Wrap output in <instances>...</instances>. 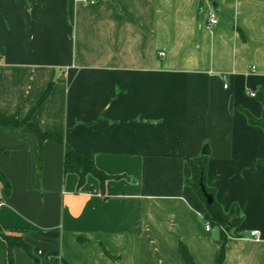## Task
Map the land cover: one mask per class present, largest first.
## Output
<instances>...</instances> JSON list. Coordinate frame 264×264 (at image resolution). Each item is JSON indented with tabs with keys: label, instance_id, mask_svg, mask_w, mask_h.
<instances>
[{
	"label": "crops",
	"instance_id": "0c3cea01",
	"mask_svg": "<svg viewBox=\"0 0 264 264\" xmlns=\"http://www.w3.org/2000/svg\"><path fill=\"white\" fill-rule=\"evenodd\" d=\"M263 94L264 0H0V116L63 138L0 124V230L30 248L11 262L0 235V264H187L181 245L264 264V127L246 115ZM206 144V184L241 218L225 235L188 183ZM65 145L111 178L80 185Z\"/></svg>",
	"mask_w": 264,
	"mask_h": 264
},
{
	"label": "trees",
	"instance_id": "16d2710c",
	"mask_svg": "<svg viewBox=\"0 0 264 264\" xmlns=\"http://www.w3.org/2000/svg\"><path fill=\"white\" fill-rule=\"evenodd\" d=\"M261 101L264 106V94L261 96ZM249 121L252 124L261 125L264 127V109L263 116L260 119L255 118L250 113H246ZM0 124L7 126H27L34 128L39 135L40 141L43 142L46 139H50L55 142L63 143L62 136L55 135H46L43 133L39 126L31 122V119L21 120L19 118H6L4 116H0ZM203 160L200 165L194 164L190 161V166L192 169V178L188 181V183L192 186L195 192L203 199V201L207 205V212L204 215V220L209 221L212 227H220L225 235V231L228 230L231 226L235 225L240 221V217L233 218L235 210L230 214L225 213L221 205L215 198V192L213 189L209 188L206 184V159L207 156L204 155ZM64 171L65 173H75L79 176V184L83 185L85 183L86 176L92 174L96 176L101 184L104 185L107 179L111 178L110 175H107L102 170H100L95 164V155L91 151H76L72 149L69 145H65V153H64ZM0 182L7 189L10 190V185L5 178V176L0 171ZM202 184L205 186V189L208 193H211L214 197V202L210 205L207 204L204 192L202 190ZM0 235L7 241L9 246V257L12 262V251L14 247H21L25 251L30 252L29 246L25 243L22 235H17L14 233H6L0 230ZM180 252L187 264H195L192 256L184 245H181ZM221 253L220 258L217 261V264H222L223 262V253Z\"/></svg>",
	"mask_w": 264,
	"mask_h": 264
},
{
	"label": "built area",
	"instance_id": "2783aa9c",
	"mask_svg": "<svg viewBox=\"0 0 264 264\" xmlns=\"http://www.w3.org/2000/svg\"><path fill=\"white\" fill-rule=\"evenodd\" d=\"M83 1L85 3H89V2L94 3L96 0H83ZM218 22H219V19H218L216 13H214V12L210 13L209 18H208V22H207V29L213 30L214 27L218 24ZM160 55L163 56L164 53L161 52ZM252 95L255 96L256 93H252ZM4 203H5V194H4V190H3V185L0 182V209L2 208ZM205 227L207 230H210L212 228L211 223L209 221H205ZM251 235L253 237H255L256 239L261 238V233L258 230H252Z\"/></svg>",
	"mask_w": 264,
	"mask_h": 264
},
{
	"label": "water",
	"instance_id": "95a60500",
	"mask_svg": "<svg viewBox=\"0 0 264 264\" xmlns=\"http://www.w3.org/2000/svg\"><path fill=\"white\" fill-rule=\"evenodd\" d=\"M214 5L216 6V8H218L216 3H214ZM210 153H211V150L209 148V145L206 144L203 147L202 154L203 155H209ZM202 190L204 192L207 204L208 205L212 204L214 202V197H213V195L211 193L207 192V190L205 189V186L203 184H202Z\"/></svg>",
	"mask_w": 264,
	"mask_h": 264
}]
</instances>
